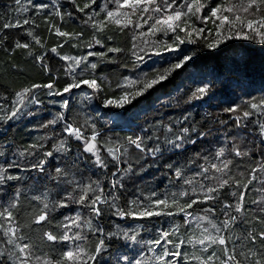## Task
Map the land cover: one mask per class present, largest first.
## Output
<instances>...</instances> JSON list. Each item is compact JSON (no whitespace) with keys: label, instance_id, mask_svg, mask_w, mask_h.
<instances>
[{"label":"trees","instance_id":"16d2710c","mask_svg":"<svg viewBox=\"0 0 264 264\" xmlns=\"http://www.w3.org/2000/svg\"><path fill=\"white\" fill-rule=\"evenodd\" d=\"M80 6L86 0H77ZM104 0H97L92 9L86 11H99ZM232 3H237L238 0H231ZM63 5L61 11L63 13L71 12V17H65L61 21L53 14V22L60 25L62 30L68 32L83 31L82 44L80 47H72V44L78 43L76 40L69 41L62 49H59L61 55L67 54L71 56H83L88 51H106V48H100L96 45L89 49L86 45L91 39L94 29L90 25L84 24L86 19L83 13L76 11L74 6L68 0H60ZM222 3V0H210L209 7L205 8L201 15H207L211 7ZM17 5L14 0H0V17L5 19H24L34 16V10L29 9L27 13L17 12ZM109 9H114V4H108ZM126 11L128 9H125ZM227 14V13H225ZM145 13V18L148 16ZM155 16V14H153ZM104 13H101L97 19H102ZM136 16L133 17V25L119 31L115 25H109L106 29V34L113 36V40L105 41L107 46L120 47L124 51L120 53H108L112 58L111 62H100L94 73L98 77H103L106 83L103 85L105 91L99 95V98L91 100L85 99V93L91 95V90L85 89L84 92L77 90L74 95H65L70 103V109L65 112L69 117L70 122H74L77 126L84 125L82 130L85 131V136L91 135V130L88 124L94 122L97 130L101 133L98 140L117 141L126 143L127 136H153L159 137L161 147L164 146L165 139H175V136L180 134L183 127L190 129L188 137L194 140L195 143L186 142L181 149L169 148L156 156L147 153H140L134 146H129L128 153L121 157V171L117 172L116 176L111 173L116 171L111 158L102 149L101 155L108 160V169H100L94 164V157L91 154L85 153L83 150V142H78L75 139L67 138L62 131V123L41 127L47 121L56 117V115L64 111L59 101L61 97H49L44 93L46 89L37 90L36 95L42 101L39 105H30L25 111H30L32 115H22L7 123L0 122V164H7L12 161L18 163L20 168L9 169V174L19 176L20 179L8 181L5 185L0 186V203H5L14 198L17 190L20 191L18 207V220L21 225V230L33 238L40 246L43 252L48 253L53 258L59 253L67 249V245L55 244L52 242L41 241L39 237L45 230L59 232L55 228V224L63 220L64 216H73L79 213L84 218H91L87 209L67 201L69 207L55 208L51 212L53 225H44L43 227L32 223L33 216L38 209L42 207L40 201L32 200L33 196L47 195L49 202L59 201L66 195V192H72L76 184L85 185L92 181H99L104 187L105 192L110 190V182L116 179L121 180L123 187L118 188L116 194L120 199L118 203L122 207L127 206V202L132 199L149 196L153 191L158 196L163 198L165 194L179 193L184 190L191 191L192 185L183 183L182 179H177L175 171L181 170L184 177H195L197 181H202L205 185H215V180H204L203 177L196 176L199 172L200 165L208 166L210 163H220V160L231 159L233 164L230 165V176H234L238 180H243L247 183L251 178L252 168L258 167V163L264 162V142L258 134V125L251 123L252 120L262 119L264 117H251L245 121L247 127L237 128L234 117L240 113H229L225 109L240 105L241 108H246L248 101H259L264 99V45H260L253 41L230 40L221 45L215 50H209L206 47V41L203 37L197 38L195 33L192 39L195 43L185 42L180 44L176 41L178 48L174 52H163L160 56L149 55L145 56L143 63L135 61L132 55V50L138 51L143 48L145 52L149 49L158 50L160 42L172 44L175 40V33L169 32L164 35L162 32H157L152 35L148 32L149 26L154 20H149L147 24L143 20H139L142 25L136 28L134 25L137 21ZM39 27L35 28V34L38 35L44 47L41 48L32 41L34 55H28L26 50L18 49L16 51H6L11 49L16 40L21 42H29L31 40L25 33L24 28L4 30V34L8 39L0 44V96L8 97L7 101L0 99V103H8L11 105L15 97V92L21 91L25 87H30L32 84H44L49 81L50 76L59 77L57 87L62 88L68 82V77L64 74L65 62L61 61L58 56L51 53V47H55L58 43L63 42V38H58L48 32L44 24L43 14L36 17ZM193 23L197 28L204 27L211 29L215 33V26L211 21L206 24H201L193 18ZM219 23V21H216ZM34 27V26H33ZM190 30V29H189ZM181 38H185V33L177 29ZM146 33L147 35H141ZM100 34H97V38ZM211 39V37H209ZM147 41V43H145ZM133 44H136L137 49H133ZM175 46V45H174ZM144 55L143 52L140 53ZM35 55H45L46 62L52 72L46 74L39 63L34 59ZM189 55L193 59L189 61L181 69L175 70L168 80L162 84L149 89L143 96L139 97L132 105L128 106L127 115L132 119L128 122L124 120L114 121L111 113L115 109L105 108L103 99L107 97L119 96L122 90L133 92L143 87L141 83L127 84L126 81H139L144 74H148L150 79L154 70L170 67L171 64L182 59L183 56ZM89 62H97L96 57H89ZM138 65V66H137ZM83 67V66H82ZM79 71V69H77ZM213 81L211 98L205 97L202 100L188 101L191 91L198 83ZM122 84L125 89L117 88V84ZM52 101H57L53 103ZM188 120H184L185 115H189ZM221 121L225 123H221ZM166 126H171L172 131L168 132ZM195 128V131L191 129ZM200 133H204L203 136ZM51 136L52 139H47ZM235 137L233 140L232 138ZM68 140V153H58L55 151L54 145L61 140ZM157 141L155 139L147 141L148 147H153ZM237 144L241 150L248 151L247 157H236L231 151H226L224 157L217 159L216 151L220 147L227 145L231 149L232 144ZM38 144L43 145L39 149L37 155L20 158L19 151H23L26 147ZM53 151V156L47 158L48 162L43 173L31 169V164L44 158V153ZM124 151L123 148L120 150ZM204 157L208 158L205 161ZM124 160L132 164L131 172H124L127 164ZM171 165V167H169ZM62 168L68 173L67 177L52 179L55 176V169ZM243 173V176L239 174ZM208 175L219 177L221 174L211 170ZM255 175L258 179L253 180L248 189H238L235 184L230 182L220 193V201L216 204L199 205L190 209L195 215H204L200 209L205 207H216L217 214L213 216L208 213L209 217L219 223L225 217L220 213L221 202L234 204L236 197H232L229 193L232 191H245L246 203L244 205L246 211V219L251 221L249 225L234 226L231 233L225 232L224 235H232L235 240L237 251L253 247L247 239H245L246 231L254 227L257 231L261 229V225L253 220L254 216L264 217V213L259 211L260 207H264V203L253 204L252 200H259L264 196V172L257 171ZM228 178V177H224ZM64 180H72V184H66ZM195 187L198 189L199 185ZM75 195V193H74ZM195 198V196L191 197ZM189 197L180 198V202ZM171 210H175L174 208ZM233 215L239 216L238 213L232 212ZM93 224L104 228L105 233L116 231V225L124 229H136L139 227V241H147L157 236V230L168 229L175 225H180V230L184 231L187 226L184 225L183 216H154L146 219H120L111 215L109 211L102 218H93ZM27 225H31L30 227ZM35 229V231H34ZM75 231V229H74ZM88 235L89 240L86 247L91 250L97 242L99 233L92 235L87 229H82ZM181 231V232H182ZM239 237V239H236ZM3 237L0 236V247L7 248L9 246L2 243ZM110 249L101 258V264L109 261L110 264H115L116 255H128L130 258H140L143 256L144 264H154L151 259L153 253L148 251V245L144 243H135L124 241L119 238H113L109 242ZM74 247V245H71ZM259 248V243L253 250ZM219 252V248H218ZM2 264H9L6 259L2 260ZM195 264V261H193Z\"/></svg>","mask_w":264,"mask_h":264},{"label":"snow or ice","instance_id":"6c2138e0","mask_svg":"<svg viewBox=\"0 0 264 264\" xmlns=\"http://www.w3.org/2000/svg\"><path fill=\"white\" fill-rule=\"evenodd\" d=\"M14 2L18 6L17 12L27 13L29 9H33L34 16L22 20L19 18L5 19L0 17V44H3L8 39L7 35L4 34V30L24 28L25 25H28L29 27L25 29V33L31 40L29 42L16 40L11 49L5 50L16 51L23 49L26 50L28 55H34L32 41L41 48L44 47L41 38L35 34V28L39 27L36 17H40L43 14L44 24L48 32L58 38H63L62 43L51 47L49 51L65 62L63 66L64 74L68 77V82L62 88H58L57 80L59 77L50 76L47 83L32 84L30 87H25L21 91L15 92L11 105L0 103V122L7 123L22 115H32V112L25 110L30 105L42 103L38 99L36 91L46 89L45 95L49 97H61L59 103L64 111L59 112L55 118L47 121L46 124H42L41 127L46 128L50 125L62 123V131L66 134V137L75 139L78 142L82 141L84 152L94 157V164L100 169H108L109 162L101 155V150L103 149L115 166L116 171L111 173L112 176H116L117 172L121 171V157L128 153L129 146H134L140 153L156 156L158 153H162L169 148L181 149L186 142L195 143V141L190 140L188 137L190 131L188 127H183L180 130V134L176 135L174 140L166 138L163 142V147H161L159 137L144 135L127 136L125 138L126 143H121L119 140L104 141L98 140L101 133L97 130L94 122L89 123L87 120L84 122L88 124L91 130L90 136H85V131L82 130L84 125L77 126L74 122H70L65 112L71 106L69 101L63 99V97L65 95L72 96L77 90L84 92L87 89L91 90V95L85 93L86 100L99 98V95L105 91L103 87L106 83L105 79L92 74H85L94 73L100 62H111L112 58L108 56V53H120L124 51L120 47L106 45V40H113V36L106 34V29L109 28V25H115L119 31H123L125 28L133 25V17L136 16L138 17L134 25L136 28L142 27L139 23L141 19L144 24H147L149 20H154L148 29V32L152 35H155L157 32H162L164 35H167L169 32L176 34L172 44L160 42L158 50L149 49L148 52H145L143 48H139L138 51L132 50L135 61L140 63H143L145 56L149 55V53L160 56L163 52L176 51L178 48L176 41H179L180 44L185 42L195 43L196 41L192 39L194 33L197 38L203 37L209 50H215L230 40L253 41L264 45V0H238L237 3H232L231 0H222V3L211 7L207 15H201V13L205 8L209 7L210 0H104L98 12L86 11L92 9L97 0H86L83 6H80L77 0H68L77 12L85 15L84 24L90 25L94 29L93 35L86 46L89 49L94 48L96 45H99L100 48H106V51L90 50L83 56L61 55L59 51V49H62L65 44L72 40L78 41V43L72 44V47H80L84 36L83 31H64L60 25L53 22V14L61 21H64L66 16L71 17L72 15L71 12L63 13L61 11L63 5L60 3V0H14ZM110 3L115 5L114 9L108 8V4ZM125 9L128 10L126 11ZM101 13H104L103 18L97 19ZM145 13L149 14L146 18L144 16ZM193 18L201 24L211 21L215 26V33L213 34L211 29L204 27L197 28L193 23ZM216 21H219V23H216ZM177 29L185 33V38H181ZM97 34H100L99 38H97ZM141 35L147 34L141 33ZM137 47L136 44H133V49H137ZM141 52L144 55H141ZM89 57H96L97 62L90 63ZM34 59L40 64L46 74L52 72V69L49 68L46 62L45 55H35ZM192 59V56L185 55L168 68L154 70V74L150 79L148 78V74L145 73L144 77L139 81H126L127 84L141 83L143 85L142 88L133 92L127 91L124 85L118 83L117 88L125 90H122L119 96L104 98L103 106L116 110L111 113L114 121H130L132 117L127 115L128 106L132 105L134 101L143 96L149 89L168 80L175 70L181 69ZM213 86L212 80L198 83L194 90L191 91L188 101L202 100L206 96L210 99ZM0 99L7 101L8 97L0 96ZM52 102L56 103L57 101ZM246 103V108L236 105L225 109L229 113H240L234 117L237 128L247 127L245 121H248L251 117H264V99L248 101ZM189 118L190 114L185 115L183 119L186 121ZM221 123L225 122L221 121ZM251 123L258 125L259 137L261 142H264V120L256 119L252 120ZM166 129L168 132L172 131L171 126H166ZM191 130L195 131V128ZM200 135L203 136L204 133H200ZM47 139L50 140L52 137L49 136ZM153 139L157 143L153 147H148L147 141ZM232 139L234 140L235 137ZM42 147L43 145L32 144L23 151H19L18 156L20 158L25 157L26 154L28 156H35ZM54 148L58 153H68L70 151L67 139L55 144ZM121 148L124 149L123 152L120 151ZM226 151L233 152L236 157L243 158L249 156L248 151L241 150L237 144L233 143L231 149H228L227 145L220 147L215 153L216 158L220 159L224 157ZM43 155V159L31 164V169L41 173L45 171V166L48 162L47 158L53 156V151H47ZM204 159L208 161L207 157H204ZM123 163L127 164V168L123 169V171L131 172L132 164L127 160H124ZM232 164L233 160L223 159L220 160L219 164L209 162L207 167L204 165L199 166L201 170L195 175L203 177L204 180H215V185H205L202 181H197L195 177L186 178L182 171L177 169L175 171L176 178L182 179L184 184L192 185L191 191L184 190L179 193L165 194L163 198L153 191L149 196H145L142 199L137 197L136 199L129 200L126 207H122L118 203L120 197L116 192L118 188L123 187L119 179L110 182V190L108 192H105L104 187L97 180L85 185L76 184L72 192H66L64 197L54 203L48 201L46 194L43 197H31L32 200L40 201L42 204V207L38 209L32 219L33 224L41 227L44 225L52 226L53 219L51 212L55 208L69 207L67 201H71L87 209L90 213L91 218H84L79 213L73 216L66 215L62 221L55 224V228L59 229V232L52 230L42 232V235L39 237L41 241L52 242L53 245L64 244L68 246L66 250L61 251L55 258L43 252L31 236L22 232L18 220V213L20 212L18 204L21 193L17 190L14 198L5 203H0V236L3 237L2 243L9 246L7 248L0 247V264H2L3 259H6L9 264H101L102 256L110 249L108 242L113 238L147 244L149 246L148 251L153 253L151 259L154 261V264H193V261H195V264H264V217H253V220L262 227L259 231L254 227L246 231L245 239L253 246L248 248L247 251L243 249L237 251L233 236L224 235L225 232L231 233L234 226L251 224V221L245 218L247 211L244 207L246 195L243 190L248 189L253 180L258 179L255 175L257 171L264 172V162H260L258 163V167L252 168L251 178L248 179L247 183L229 175L231 171L230 165ZM20 167L18 163L12 161L6 165L0 164V186L5 185L8 181L20 179L19 176L9 174L8 171L11 168ZM211 170L221 175L219 177L208 175ZM55 174V176L51 177L52 179L67 177L68 175L60 167L55 169ZM239 175L243 176L244 174L240 173ZM63 182L72 184V180H64ZM230 182L235 184L238 189L243 190L239 191V193L236 191L229 193L232 197L237 198L234 204L226 201L221 202L219 211L225 218L219 223L208 215V213H211L215 216L218 211L216 207L200 209V211L204 212V215H195L193 211H189L194 206L199 207V205L209 204L210 202L213 205L216 204L220 201L221 191L228 187ZM261 183L264 184V180H261ZM196 184L199 185V194H197L198 189L195 187ZM257 191H264V189H258ZM193 196L195 198H191ZM183 197H189V199L181 203L180 198ZM251 203H264V196L259 200H252ZM173 208L175 209L174 211L171 210ZM109 211L112 216L120 219H146L161 215H182L184 225L187 226L191 234L187 232L181 233L180 225H175L168 229H159L157 230V236L147 241L138 240V236L140 235L139 227L136 229H124L116 225V231L105 233L104 228L93 224V218H102ZM233 211L238 213L239 216L233 215ZM259 211L264 213V207H260ZM204 221L207 222L208 226H204ZM193 222H195V229L191 227ZM27 226L30 227L31 225ZM84 228H87L92 235L100 234L91 250L86 247L89 237L82 231ZM197 230H199V235L196 234ZM236 239H239V237ZM257 243H259V248L253 250ZM71 245H74V247ZM187 246H191L196 251L189 253L185 250ZM217 248H219V252ZM157 249H159L158 252ZM104 264H110V262L105 261ZM115 264H144V258L143 256L140 258H130L128 255H116Z\"/></svg>","mask_w":264,"mask_h":264},{"label":"rangeland","instance_id":"374dc122","mask_svg":"<svg viewBox=\"0 0 264 264\" xmlns=\"http://www.w3.org/2000/svg\"><path fill=\"white\" fill-rule=\"evenodd\" d=\"M203 223H204V226H208L206 221H204ZM191 227H192L193 229H195V222L192 223V226H191ZM181 231H182V230H180V232H181ZM185 232H187L188 234H191V232L188 230V228L185 229L184 231H182L181 233H185ZM196 234L199 235V230L196 231ZM197 248H199V246H197ZM185 250L188 251L189 253H191V252H193V251H196V249H193L191 246H187V247L185 248ZM158 251H159V249H157V252H158ZM217 251H218V248H217Z\"/></svg>","mask_w":264,"mask_h":264}]
</instances>
